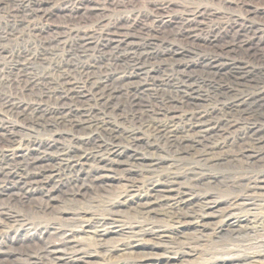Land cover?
<instances>
[{
  "label": "bare ground",
  "instance_id": "obj_1",
  "mask_svg": "<svg viewBox=\"0 0 264 264\" xmlns=\"http://www.w3.org/2000/svg\"><path fill=\"white\" fill-rule=\"evenodd\" d=\"M86 1L109 11L87 27L51 19L70 0H31L25 26L40 58L4 54L13 63L0 73V264H264V82L246 74L264 71V17L254 19L264 6L141 0L152 19L140 13L136 31L140 17L115 10L136 8L132 0ZM94 39L129 52L128 64L74 67L78 79L57 67L51 80L24 62H44L60 44L81 54ZM173 43L198 63L177 62L190 52ZM156 58L155 70L143 67ZM170 69L214 81L201 95L194 78L167 75L163 88L154 75Z\"/></svg>",
  "mask_w": 264,
  "mask_h": 264
},
{
  "label": "rangeland",
  "instance_id": "obj_2",
  "mask_svg": "<svg viewBox=\"0 0 264 264\" xmlns=\"http://www.w3.org/2000/svg\"><path fill=\"white\" fill-rule=\"evenodd\" d=\"M5 1H7V2H5ZM205 1L206 0H203L202 3L203 4L206 3L207 6L209 4V6H210L211 5L210 3L213 0H210V1L207 0L206 2ZM241 1H243V2H245L247 4H250L252 6H257V7L264 6V0H241ZM132 2H133V5H136L135 6L136 8H131V9L128 8L127 9L125 4H124L125 6L119 4V7L116 8L115 10H116V12L119 11V12H122V13H129L130 16H132L134 14L138 15V17H140V19L138 18L140 21L137 19V22H134V26H133V29L138 31V28L140 27L139 23L143 19L142 16H139L140 13L141 14H144L145 12H146V14L150 13L149 16L146 18V22H150V20L152 19V15H151L152 12H150L149 8H145L146 6L144 4H141V0H139V1L132 0ZM0 3H2L3 6H4V8H0V50H1V48H4V49H2V55H0V57H1L0 58V73H1V71H3L2 69L8 68L13 63V60H11V59H9V58L4 56V54H6L7 52L8 53L14 52V54H16L17 52H20V51H26L28 53L27 58H40L41 51H40V48H39V40L37 39L38 35L36 36V32H35L36 29H34L33 30L34 32H33L32 29H30L31 26H28V27L25 26V25H27V21L29 20L28 18H25L26 15L28 14L26 9L29 8V6L31 5V3H32L31 0H12V1L11 0H0ZM91 3H92L91 1H86V0H70L69 3L66 2L65 7L68 10H70V8H72L71 13H69L67 9L60 10V12H57V13L53 14L51 19H53V21L55 23L59 24L60 26H64L67 23L68 24L79 23V25L87 27V26L93 24V22L96 21V19H97V21L101 20V18H98V17L109 13V11H103V12L100 13V12H94L93 10L87 9V6L90 5ZM137 5L139 7H137ZM140 5H142L141 9H140ZM76 6L78 7L77 10L74 9V8H76ZM122 7L124 9H122ZM236 11H237V13H236ZM96 13H98L100 16H98V14H96ZM234 13L236 15L240 14L241 16H243L244 15V8H240V9L238 8V9H236L234 11ZM62 14H63V18L64 19L62 18ZM69 14H75V16H74L75 18L73 20H71V21H67L68 18H65V15H69ZM101 14H103V15H101ZM28 16L29 15H27V17ZM60 17L62 18V20H61ZM254 17H255L254 19L258 20V19H263L264 16H263L262 13H258L257 15H254ZM65 22H67V23H65ZM82 22L83 23L85 22L87 26L85 24H82ZM167 29H169V28H167ZM42 35H45V33L42 32ZM95 41L96 40L94 39V42ZM155 43L157 44L156 46H154L155 47L154 50H155L156 54L162 53L163 52V48L165 47V44H164V46H162L163 43H161V42H160L161 44L158 43V42H155ZM172 45H173L174 48H177L179 51H189L190 52V55L185 56L184 59H180L177 62L183 63L184 65H187V66H190L192 64L198 63V61L200 59V54L198 52L189 50L185 43H183V44L182 43L181 44H179V43L178 44L177 43L174 44L173 43ZM98 46L99 45H98V43L96 41L94 44L90 45V47H89L90 49L88 48L89 50L86 49L81 54H78V52H76L74 54H69L68 53V46L60 44L58 47L54 48V51L51 53V55H49V59H47L44 62H40L39 61L40 59L30 60V61H27V60L24 61L23 58H21V59H23V61L25 63H27V65L32 70H34L35 72H37V73H42V72L43 73H49L51 80L56 78L55 69L57 67H61V68L63 67V69H66V71H70L71 70V76H73V78L75 77L76 79H78L77 78L78 76H76L73 73L74 67H80L82 65H92V66L96 67L97 71L100 70L103 74H105L106 72L110 73V72L121 70V68L119 66H123L124 64L125 65L128 64L126 62H127L128 58L130 56L129 52L123 51L121 49H112V50L111 49H103V50H100L98 48ZM99 47H101V46H99ZM91 48H93V49H91ZM137 53L138 52H136V54ZM24 56L25 55H22V57H24ZM124 57L126 58L124 60V63L120 62L119 65L117 63H115L116 59L117 60H121ZM150 63L153 64V65H151ZM158 63H159L158 62V58H156V59H153L150 62H148L143 67L148 68V69L152 68L153 70H155L157 68ZM98 66L100 68H98ZM255 67H256V73H255L254 69H251L249 66H247L248 72L246 74L249 75L250 77H252V80H251L252 82H254V79L257 76H258L257 78H260L261 80L263 79L262 81L264 82V71H262L259 68V66H255ZM159 73H161V74H159ZM162 74H163V72H157V73H155L154 76L158 77V79H160V80L162 79L161 82L163 83V88H168V87L171 86L170 84H167V80H166L167 79V75H172L174 77V81H177V82L181 81L179 75L181 76L182 79H186V76L188 75L190 78H194L195 80H197V82H199V83H196V86H197V88L199 87L198 93L201 94V95L205 94V92L207 90V84L212 82V81H214L212 78H211L212 80L209 77L206 78V77L202 76L201 74H199V72H197V70H193V69L192 70L191 69L183 70V71L180 70L179 74H177L175 71H172L170 69L169 72H166L163 75ZM149 75L150 74H148L147 77H146V75L143 74V75L140 76V78H141V80H143V81L145 80V82H146L150 78ZM0 78H1V76H0ZM227 84H228V82H225V85L229 86ZM149 91L153 92V90L150 87H149ZM20 99H22V98H20ZM233 99L234 98H231L230 100H233ZM245 116H247V114ZM246 120H244L245 122L243 121V125L246 124V125H251V126H257L259 124H263L264 123V122L262 123L261 121L258 122V121H253V120L252 121H250V120L246 121ZM250 122H251V124H250ZM7 126L11 127L12 129L21 131V134H22V131H24L23 134H22L23 136H25V137L26 136L27 137L28 136H32L36 141H38L39 143L44 144V145H49L53 141L52 132H47V131L34 132L33 130H30V129H27V128L23 127L20 123H15V124L14 123H8ZM112 185L114 187V186H117L118 184H117V182H113ZM38 244H39V242H32V243L27 244V245L29 247L30 245H38ZM198 256L199 255L192 256V257H190L189 260L196 261L198 259Z\"/></svg>",
  "mask_w": 264,
  "mask_h": 264
}]
</instances>
